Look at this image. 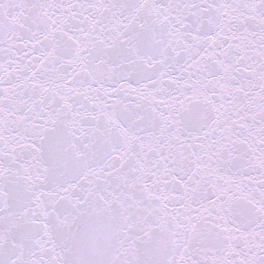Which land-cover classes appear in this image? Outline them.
I'll return each mask as SVG.
<instances>
[{"label": "snow or ice", "instance_id": "1", "mask_svg": "<svg viewBox=\"0 0 264 264\" xmlns=\"http://www.w3.org/2000/svg\"><path fill=\"white\" fill-rule=\"evenodd\" d=\"M0 264H264V0H0Z\"/></svg>", "mask_w": 264, "mask_h": 264}]
</instances>
